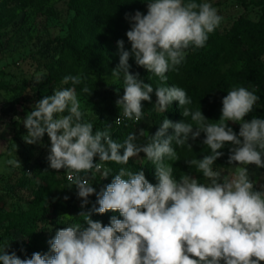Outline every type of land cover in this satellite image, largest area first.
<instances>
[{"label": "clouds", "instance_id": "9594fccd", "mask_svg": "<svg viewBox=\"0 0 264 264\" xmlns=\"http://www.w3.org/2000/svg\"><path fill=\"white\" fill-rule=\"evenodd\" d=\"M140 2L147 4L146 14L137 10L125 16L131 25L126 32L131 50H125L124 40L117 41L119 63L111 74L119 80L123 73V95L116 104L124 118L139 122L144 115L142 102H151L155 92L158 111L166 112L176 101L182 116L194 123L165 118L154 135L148 134L147 143H137L145 136L144 129L130 133L123 142L115 141L110 126L94 130L84 120L75 88L82 83L81 77L64 76L61 83L73 86L54 90L32 106L23 119L27 130L23 140L38 144L47 134L49 168L66 172L78 189L82 209L93 194L96 202L89 211L79 213L83 225L57 229L48 241L49 253L34 252L21 259L14 251L9 253L6 244L0 246V264H264V185L257 190L248 169L250 165L264 168V118L245 119L260 97L243 86L231 88L222 98L221 116L214 123L207 122L201 108L192 111L185 89L165 86L166 73L185 61L187 49L203 48L222 17L209 2ZM130 56L161 83L153 88L139 73L133 74ZM82 91L89 89L85 86ZM121 122L119 116L115 123ZM229 122L240 125L238 134ZM169 129L173 130L170 135ZM201 132L211 153L186 162L208 182L188 174L176 179L172 163L166 162L180 159L173 144L192 149L189 139L196 140ZM226 144L232 146L228 164L236 167L231 176L222 177L213 165L223 156L220 150ZM140 153L154 165L156 184L149 182L143 170L124 167L99 192L89 182V175L109 177L112 169L104 166L108 162L127 165ZM97 156L99 162H95ZM7 164L21 166L18 159ZM109 211L118 212L122 219L113 215L105 226L91 218L93 213Z\"/></svg>", "mask_w": 264, "mask_h": 264}, {"label": "trees", "instance_id": "16d2710c", "mask_svg": "<svg viewBox=\"0 0 264 264\" xmlns=\"http://www.w3.org/2000/svg\"><path fill=\"white\" fill-rule=\"evenodd\" d=\"M25 6L33 4L35 1L44 2L46 0H22ZM197 3L200 0H196ZM147 5V4H146ZM69 7L75 13L69 26V34L63 38L51 41L46 50L53 55L51 61L47 64L48 72L43 74L39 82H35L34 91L38 101L45 95H52L53 88L61 85V81L66 75L79 76L82 68H90L98 73L111 74V67H116L119 63L118 40H124L125 50H131V45L127 40L126 32L130 29V21L125 18L123 12H134L132 4L120 7L119 0H69ZM142 13L146 14L147 9L143 8ZM185 61L178 66L176 70H170L167 75L165 86H178L186 90L192 103L188 105L192 111L201 108L203 115L209 120L208 123L218 121V109L222 107V98L227 95V91L236 86L246 87L254 91L259 105H255L252 113L245 117L250 120L253 116L264 118V15L254 23L242 17L235 26L226 33H221L217 28L209 34V38L203 48H189L186 50ZM130 71L133 73L143 67L135 63L134 56H130ZM228 68L227 71L224 69ZM139 78L145 83H150L153 88L161 82L154 74L146 69L139 73ZM70 87L73 85L69 83ZM87 86L89 93H93L95 86L87 81L75 85L76 90L81 92L83 87ZM20 90L26 91L25 87ZM123 92L121 93V95ZM151 102H142L144 115L141 122L126 120L121 126L115 125V119L122 114V110L117 106L110 110L113 115V121L110 125L109 119H103L93 124L94 130H103L110 126L112 139L123 142L130 133L145 130V136L139 137L137 143L148 142V124L153 126L155 132L165 118L178 122L185 120L191 122V118L182 116L183 109L179 107L178 102L173 101L166 112L158 111L154 106L156 102L155 92L151 94ZM195 126V125H194ZM230 127V126H229ZM240 125L235 123L234 132L239 133ZM195 130V128H194ZM154 132V134H155ZM173 130L169 129L168 134ZM152 134V135H154ZM205 134L201 132L196 140L189 139L187 145L181 147L173 144L179 160L172 163L173 175L176 179L188 174L199 180L201 183H207L202 173L197 172L195 166H189L186 162L191 159H202L204 155L211 153V150L203 144ZM232 146L226 144L222 151L224 154L218 158L213 165L214 170H229L234 165L228 164L229 149ZM123 150H121V154ZM106 167L112 169V173L107 179H101L99 173L93 178L89 175V182L97 192L105 185L111 183L114 175L118 173L121 167L130 171L137 172L143 170L149 182L156 184L154 165L146 160L137 163L134 158L130 159L127 165H119L114 162H108ZM36 177H42L52 180L57 176V172L49 168L47 159L42 161L41 167L34 172ZM66 182L71 185L67 179V174L63 173ZM74 186V185H72ZM89 203L79 211H89L96 202V195L88 197ZM97 207L99 205H96ZM38 203L31 206V211L18 224L20 229L28 237L32 238L26 243L23 250L31 255L34 252L46 254L50 252L48 241L55 236L57 229L72 226L74 224L84 223V218L74 216L68 221L59 218H49L48 222L53 227L46 233L41 230L39 223L46 221L45 217L38 211ZM115 215L122 219L118 212L109 211L103 215L93 213L92 219L100 221L103 225L110 223V218Z\"/></svg>", "mask_w": 264, "mask_h": 264}, {"label": "rangeland", "instance_id": "374dc122", "mask_svg": "<svg viewBox=\"0 0 264 264\" xmlns=\"http://www.w3.org/2000/svg\"><path fill=\"white\" fill-rule=\"evenodd\" d=\"M119 2L120 7L129 4L134 7V12L129 10L123 12L124 15L147 9L146 3L140 0ZM203 2L211 3L222 17L218 27L221 33L230 31L242 17L256 23L264 15V0H200L199 3ZM74 16L69 0L35 1L28 6L22 0H0V246L9 244L8 252L14 251L21 259L31 257L23 248L32 238L18 229V224L29 214L34 203H38V211L46 219L39 223L46 233L53 228L49 218L68 221L80 213L82 200L78 197V189L66 182L63 170L57 172L52 180L34 175L48 155L50 140L47 134L38 144L29 145L23 140L27 134L23 119L38 102L35 82L48 72L47 64L53 57L46 48L51 41L69 34ZM114 68L111 67V70ZM144 70L137 69L133 74ZM79 76L96 88L89 94L76 90L81 110L85 113L84 120L95 124L109 119L111 125L113 115L110 110L117 107L116 101L123 95V73L116 80L112 74L82 68ZM20 87H25L26 91L22 92ZM63 87L70 85L61 84L53 91ZM256 104L259 105L258 102ZM221 108L218 109V120ZM146 123L148 134H154L153 126L149 121ZM234 124L229 122L230 127ZM10 159H18L21 166L8 165ZM134 160L142 163L147 159L144 153H140ZM235 167L217 171L222 177L231 176ZM248 169L250 179L260 190V186L264 185V168L250 165Z\"/></svg>", "mask_w": 264, "mask_h": 264}, {"label": "built area", "instance_id": "2783aa9c", "mask_svg": "<svg viewBox=\"0 0 264 264\" xmlns=\"http://www.w3.org/2000/svg\"><path fill=\"white\" fill-rule=\"evenodd\" d=\"M119 116H120L122 122H121L119 125H117V124L114 122L115 125H117V126H121V125H122L124 122H126V120H127L126 118L123 117L122 114H120ZM119 116H118V117H119ZM118 117H117V118H118ZM117 118H116V119H117ZM116 119H115V120H116ZM135 122H136V121H135ZM139 122H141V120H140ZM139 122H137V123H139ZM95 162H99V157H98V156L95 158Z\"/></svg>", "mask_w": 264, "mask_h": 264}]
</instances>
